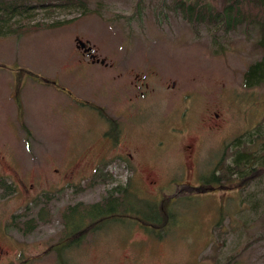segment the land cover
<instances>
[{
	"label": "rangeland",
	"instance_id": "obj_1",
	"mask_svg": "<svg viewBox=\"0 0 264 264\" xmlns=\"http://www.w3.org/2000/svg\"><path fill=\"white\" fill-rule=\"evenodd\" d=\"M85 1L0 36V264H264V85L243 81L259 31L194 29L175 0ZM237 138L253 140L256 175L205 182ZM126 183L143 221L63 237L69 206Z\"/></svg>",
	"mask_w": 264,
	"mask_h": 264
},
{
	"label": "trees",
	"instance_id": "obj_2",
	"mask_svg": "<svg viewBox=\"0 0 264 264\" xmlns=\"http://www.w3.org/2000/svg\"><path fill=\"white\" fill-rule=\"evenodd\" d=\"M85 3V0H0V36L22 34L23 31L30 28L52 27L59 23L58 21L36 22L30 25L38 8L83 7ZM173 10L179 11L194 29L199 25H206L213 32L222 31L223 34H227L240 27H244L245 30L254 27L259 31L258 45L264 50V0H175ZM243 81L247 87L264 85V55L248 65L243 73ZM115 127V124L111 125V130ZM253 134L259 135L258 132H253ZM259 136L264 139V133ZM251 143H253L252 139L237 138L231 144L234 156H231L229 162L225 164V173L218 176L213 172L204 181L216 183L224 178L231 180L234 175L242 181L254 177L259 168L255 166L257 153L250 148ZM242 144L247 148L241 150ZM256 168L257 170H255ZM3 184L4 182L0 181V187ZM4 186L7 191L13 189L9 184ZM131 190L133 189L129 183H126L125 186L115 185L107 190V195L100 201L90 204L78 202L69 206L62 213L65 223L62 230L63 237H72L71 242L78 243L82 239L84 229H87L86 226L90 227L98 219L102 220L117 213H124L125 216H133L134 213L138 217L139 213L129 208ZM154 208L156 210V206ZM157 212L160 218L165 216V223L171 215L170 213L161 214L156 210ZM81 216L85 219L81 223L82 225L79 220ZM18 217L19 215H14L13 221L19 219ZM138 220L143 221V218L138 217ZM13 225L16 226L15 223ZM27 229H24L23 232H26ZM66 243L68 244V241ZM66 243L62 242L61 244L65 246ZM62 264L68 263L64 261Z\"/></svg>",
	"mask_w": 264,
	"mask_h": 264
},
{
	"label": "flooded vegetation",
	"instance_id": "obj_3",
	"mask_svg": "<svg viewBox=\"0 0 264 264\" xmlns=\"http://www.w3.org/2000/svg\"><path fill=\"white\" fill-rule=\"evenodd\" d=\"M77 39H79V38H76V42H77ZM83 42H87V41H83ZM89 46H90V44L87 42V44L85 45V48H81V50H82V55H83V56H87V57H89L91 63H98V64L107 65V63L105 62L104 58L99 57V56L95 53V51H94V49H93L92 46H91V49H89V50H87V51H84V49L88 48ZM92 55H94V56H92ZM140 94L143 95L142 92H141ZM217 115H218V114H215V116H217ZM108 121H109V126H111V125H113V124L116 125V122H113V120L108 119ZM95 169H98V167L95 168Z\"/></svg>",
	"mask_w": 264,
	"mask_h": 264
},
{
	"label": "water",
	"instance_id": "obj_4",
	"mask_svg": "<svg viewBox=\"0 0 264 264\" xmlns=\"http://www.w3.org/2000/svg\"><path fill=\"white\" fill-rule=\"evenodd\" d=\"M87 44V42H83L81 39H77V44H76V47L77 48H85V45ZM91 49V46H89L88 48L84 49V51H87ZM94 56V55H92Z\"/></svg>",
	"mask_w": 264,
	"mask_h": 264
}]
</instances>
